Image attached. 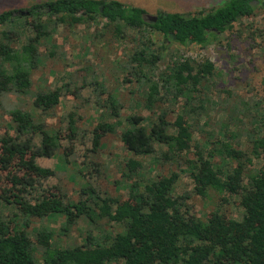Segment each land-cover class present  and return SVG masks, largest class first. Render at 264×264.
Here are the masks:
<instances>
[{
	"label": "trees",
	"instance_id": "1",
	"mask_svg": "<svg viewBox=\"0 0 264 264\" xmlns=\"http://www.w3.org/2000/svg\"><path fill=\"white\" fill-rule=\"evenodd\" d=\"M260 8L264 0H229L195 13L159 10L156 20L146 16L144 7L123 0H37L0 11V105L11 116L13 128V133L0 134V201L16 209L9 219L0 216V264H264V123L246 130L247 146L241 140L245 127L239 130L236 118L228 116L219 127L200 130L206 138L196 140L191 117L210 109L211 98L202 94L218 74L215 63L179 57L157 74L171 45L178 56L182 47H208ZM99 21L114 27L121 39L127 29L138 35L127 78L134 79L143 95L137 105L153 113L164 92L174 101L185 98L186 105L197 98L198 105L179 109L174 120L168 118V110L153 119L123 112L118 94L110 91L101 104L105 112L93 129V149L103 146L107 134L120 131L133 154L125 175L141 177L128 183V197L104 198L89 185L82 186L77 201L63 192L37 195L41 180L55 173L38 158L57 156L65 137L42 114L57 107L63 88L33 91L40 46L51 41L59 24L74 27ZM27 29L31 35H25ZM156 41L160 45L154 51L151 45ZM30 92L31 102L25 100ZM12 97L17 102L9 104ZM78 119L76 113L70 115L69 135L76 133ZM193 146L195 158H187ZM159 151L163 161L184 158L201 196L211 192L237 196L243 216L233 218L219 210L205 218L191 213L187 196L175 195L178 172L147 176L143 171V157ZM61 161L68 164L67 158ZM256 161L261 165L252 168ZM60 218L64 219L60 228L44 223ZM81 218L96 224L108 219L123 228L101 236L88 231L78 243L71 239Z\"/></svg>",
	"mask_w": 264,
	"mask_h": 264
},
{
	"label": "rangeland",
	"instance_id": "2",
	"mask_svg": "<svg viewBox=\"0 0 264 264\" xmlns=\"http://www.w3.org/2000/svg\"><path fill=\"white\" fill-rule=\"evenodd\" d=\"M34 1L37 0H0V11L24 7ZM123 1L144 7L147 10L146 16L151 19L159 10L195 13L220 7L229 0ZM9 26L14 28L13 25ZM126 32V37L121 39L116 35L114 27H105L104 21L74 27L59 24L51 41L40 46L41 63L33 73V91L63 88L57 107L50 113L41 112L46 122L51 127L60 129L65 137L57 156L38 158L42 166L54 169L55 173L41 180L37 195L63 192L67 199L77 201L82 197V186L89 185L104 198L128 197V183L141 177L135 173L129 178L125 175L126 162L133 154L123 144L120 131L107 134L102 139L103 146L93 149V129L99 122L100 115L105 112L101 104L110 91L118 94L125 108L123 112L136 111L147 117L152 116L153 119L157 117V113L168 110V118L174 120L179 109L187 106L190 110L192 106L198 105L197 98L191 99L186 105L185 98L174 101L167 92L157 101L153 113L144 105L136 104L143 95L134 79L128 81L127 78L132 65L131 54L138 46V35L131 29ZM31 34V29H27L25 35ZM159 45L156 41L151 49L156 51ZM165 53L166 59L159 62L157 74L179 57L190 58L194 62L209 58L216 65L218 74L211 79L202 94L203 98L206 95L211 98L210 109L200 116L191 115L195 123L196 140L206 138L200 130L217 128L228 116L236 118L239 130L243 131L245 127L241 140L243 146H247L249 132L246 130L264 123V8L258 9L253 17H246L235 23L234 28L223 34L217 43L205 48L198 45L182 47L178 52L179 56L173 44ZM25 100L32 101V92ZM15 102L16 97L10 98L9 104ZM72 113L79 117L76 123L78 129L75 134L69 135ZM11 125V116L0 105V134L7 130L13 133ZM36 140L39 142L40 137L37 136ZM196 152L197 148L193 146L187 158H195ZM159 156L160 151L154 156L143 157L146 166L143 171L147 176L178 172L180 179L175 186V195L187 196L186 202L191 213L205 218L210 212L219 210L229 217L243 216L244 209L237 196L224 197L213 192L209 197L198 194L184 158L163 161ZM61 157L67 158L68 164H63ZM261 163L262 161H256L252 168H259ZM83 197H88V194ZM15 212L14 206L0 201V216L9 219ZM63 222V218L44 221L54 228H60ZM122 228L123 225L109 222L108 219H102L96 224L87 218H81L72 231L71 240L83 243L88 231L101 236L110 230L118 232ZM28 232L35 238L33 227Z\"/></svg>",
	"mask_w": 264,
	"mask_h": 264
},
{
	"label": "water",
	"instance_id": "3",
	"mask_svg": "<svg viewBox=\"0 0 264 264\" xmlns=\"http://www.w3.org/2000/svg\"><path fill=\"white\" fill-rule=\"evenodd\" d=\"M151 19H152V20H156V19H157V17H156V16H153V17H151Z\"/></svg>",
	"mask_w": 264,
	"mask_h": 264
}]
</instances>
